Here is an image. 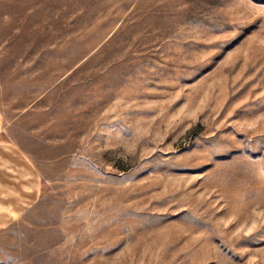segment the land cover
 <instances>
[{
  "label": "rangeland",
  "instance_id": "rangeland-1",
  "mask_svg": "<svg viewBox=\"0 0 264 264\" xmlns=\"http://www.w3.org/2000/svg\"><path fill=\"white\" fill-rule=\"evenodd\" d=\"M0 110V264H264V0H0Z\"/></svg>",
  "mask_w": 264,
  "mask_h": 264
},
{
  "label": "crops",
  "instance_id": "crops-1",
  "mask_svg": "<svg viewBox=\"0 0 264 264\" xmlns=\"http://www.w3.org/2000/svg\"><path fill=\"white\" fill-rule=\"evenodd\" d=\"M0 110V228L9 227L38 202L41 174L28 153L3 135Z\"/></svg>",
  "mask_w": 264,
  "mask_h": 264
}]
</instances>
